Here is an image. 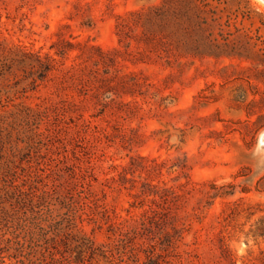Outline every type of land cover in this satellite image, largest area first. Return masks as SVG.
<instances>
[{"label": "rangeland", "instance_id": "rangeland-1", "mask_svg": "<svg viewBox=\"0 0 264 264\" xmlns=\"http://www.w3.org/2000/svg\"><path fill=\"white\" fill-rule=\"evenodd\" d=\"M159 1L0 0V206L42 179L99 244L155 208L141 264H264V1L219 0L239 55L169 62L118 35Z\"/></svg>", "mask_w": 264, "mask_h": 264}, {"label": "trees", "instance_id": "trees-1", "mask_svg": "<svg viewBox=\"0 0 264 264\" xmlns=\"http://www.w3.org/2000/svg\"><path fill=\"white\" fill-rule=\"evenodd\" d=\"M218 4L219 0H160L119 17V41L125 47L133 40L143 42L147 51L163 54L168 62L171 57L187 55H239L233 33L225 32L220 21ZM90 48L103 52L98 47ZM66 50L57 48L55 53L64 56ZM47 65L48 72L51 67ZM7 174L5 181L9 179L10 184L13 176ZM53 185L42 179L31 180L28 189L14 185L11 193H15V203L11 208L0 206V264H95L101 258L117 264H141L131 245L161 222L155 208L144 213L140 227L111 225V242L99 244L82 228L85 218L79 214L75 200L67 199ZM180 236L174 226L172 232L165 231L160 251H166ZM149 246L145 264H160L156 260L161 254L154 252L156 245Z\"/></svg>", "mask_w": 264, "mask_h": 264}, {"label": "water", "instance_id": "water-1", "mask_svg": "<svg viewBox=\"0 0 264 264\" xmlns=\"http://www.w3.org/2000/svg\"><path fill=\"white\" fill-rule=\"evenodd\" d=\"M264 1V0H263Z\"/></svg>", "mask_w": 264, "mask_h": 264}]
</instances>
